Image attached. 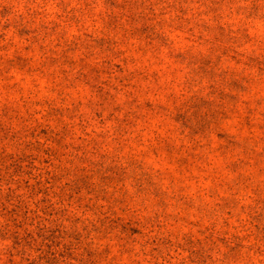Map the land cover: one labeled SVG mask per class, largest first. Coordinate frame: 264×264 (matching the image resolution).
Listing matches in <instances>:
<instances>
[{"label": "rangeland", "instance_id": "obj_1", "mask_svg": "<svg viewBox=\"0 0 264 264\" xmlns=\"http://www.w3.org/2000/svg\"><path fill=\"white\" fill-rule=\"evenodd\" d=\"M0 264H264V0H0Z\"/></svg>", "mask_w": 264, "mask_h": 264}]
</instances>
